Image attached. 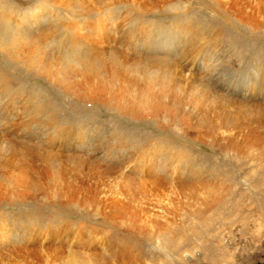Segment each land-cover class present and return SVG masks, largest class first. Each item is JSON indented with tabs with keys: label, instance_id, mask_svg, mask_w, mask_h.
I'll return each instance as SVG.
<instances>
[{
	"label": "rangeland",
	"instance_id": "rangeland-1",
	"mask_svg": "<svg viewBox=\"0 0 264 264\" xmlns=\"http://www.w3.org/2000/svg\"><path fill=\"white\" fill-rule=\"evenodd\" d=\"M0 26V264H264V0H0Z\"/></svg>",
	"mask_w": 264,
	"mask_h": 264
},
{
	"label": "bare ground",
	"instance_id": "bare-ground-1",
	"mask_svg": "<svg viewBox=\"0 0 264 264\" xmlns=\"http://www.w3.org/2000/svg\"><path fill=\"white\" fill-rule=\"evenodd\" d=\"M41 16V15H40ZM2 24V23H1ZM3 26L4 25H6V24H2ZM7 26V25H6ZM1 27V26H0ZM8 27V26H7ZM1 32V31H0ZM6 37V36H5ZM178 55V54H177ZM154 56V55H153ZM168 56V55H167ZM212 58V57H211ZM214 58V57H213ZM227 58V57H226ZM217 59V58H216ZM221 59V58H220ZM172 60V59H171ZM227 60L230 62V64L227 66V65H225L226 63H227ZM241 60V55L240 54H238V52H236V50L234 49V50H232V51H230L229 52V54H228V58L226 59V60H224L223 62H226L224 65H221V67L218 69V73L217 74H215V76L217 77L216 78V80L217 79H220L219 78V76L220 75H227V83H225V85H223V86H221V85H218V87L219 88H222V89H225V88H227V90H230V88L232 87V86H234L235 85V81L233 80V78H232V76H231V74L229 73V69H230V67H231V64H235V62H238V61H240ZM160 62H156V61H153L151 64H152V68H154V65L153 64H155V65H159L161 62H162V60H159ZM213 62V61H212ZM148 63V62H147ZM206 63V62H205ZM211 63V62H210ZM95 64V63H94ZM165 64V63H164ZM228 64V63H227ZM222 66H224V67H222ZM161 67V66H160ZM164 67V66H163ZM217 67V66H216ZM94 68V67H93ZM92 68V69H93ZM158 68H159V66H158ZM162 68V67H161ZM99 69V68H98ZM163 69V68H162ZM169 69V68H168ZM247 69V68H246ZM95 70V69H94ZM159 70V69H158ZM97 71V70H96ZM98 72V71H97ZM153 80L150 82V83H147V89H148V91L146 92V98L147 99H149V96H148V93H149V95H150V93H152L154 90H152L153 88L152 87H155V86H157V85H165V86H168L167 85V83H169L170 82V80H169V78H167V76L165 77V75H161V76H158V73H153ZM55 77V76H54ZM56 78V77H55ZM223 78V77H222ZM224 79V78H223ZM222 79V80H223ZM213 82V81H212ZM243 84H247V83H249V81H247V83H246V81L245 82H242ZM252 83V82H251ZM209 85V84H208ZM252 86H254V85H252ZM205 87L208 89V91L212 94V95H214V96H218V93L217 92H215L213 89H211L210 87H208L206 84H205ZM231 91V90H230ZM223 92V91H222ZM219 97H221V96H219ZM242 106H244V107H247L246 109L248 110V111H250L251 110V107L249 106V104L247 105V104H242Z\"/></svg>",
	"mask_w": 264,
	"mask_h": 264
}]
</instances>
